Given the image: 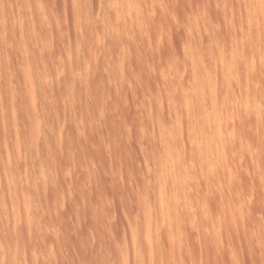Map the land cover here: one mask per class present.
Masks as SVG:
<instances>
[{
  "label": "rangeland",
  "instance_id": "rangeland-1",
  "mask_svg": "<svg viewBox=\"0 0 264 264\" xmlns=\"http://www.w3.org/2000/svg\"><path fill=\"white\" fill-rule=\"evenodd\" d=\"M0 264H264V0H0Z\"/></svg>",
  "mask_w": 264,
  "mask_h": 264
},
{
  "label": "bare ground",
  "instance_id": "bare-ground-1",
  "mask_svg": "<svg viewBox=\"0 0 264 264\" xmlns=\"http://www.w3.org/2000/svg\"><path fill=\"white\" fill-rule=\"evenodd\" d=\"M119 8V7H118ZM121 8V7H120ZM198 39V38H197ZM195 48V47H194ZM196 49V48H195ZM195 55V54H194ZM189 56V55H188ZM237 61V60H236ZM228 71V70H227ZM233 72V71H232ZM234 73H236V72H234ZM227 78V77H226ZM206 79V78H205ZM230 79V78H229ZM227 81H228V79H227ZM229 82V81H228ZM207 84V83H206ZM230 84V83H229ZM229 84H227V85H229ZM196 86V85H195ZM207 88V87H206ZM221 88V87H220ZM203 89V88H202ZM201 90V89H200ZM211 91V90H210ZM209 91V92H210ZM202 92V91H201ZM208 92V93H209ZM198 93V92H197ZM207 93H205V95H206ZM199 95V94H198ZM197 96V95H196ZM214 96V95H213ZM202 97V96H201ZM216 99V98H215ZM216 102V101H215ZM210 104V103H209ZM208 105V104H207ZM216 105V104H215ZM199 106V105H198ZM198 106H197V108H198ZM218 106V105H217ZM210 107V106H209ZM211 107H214V106H211ZM204 110V109H203ZM218 110V109H217ZM213 111V110H212ZM219 111V110H218ZM214 113H215V110H214ZM216 113H218V112H216ZM212 115V114H211ZM207 116V115H206ZM211 118V117H210ZM218 118H216V120H217ZM218 122H219V120H218ZM217 124V123H216ZM218 125V124H217ZM216 125V126H217ZM205 134V133H204ZM202 136V135H201ZM206 140V139H205ZM196 143V142H195ZM196 146V145H195ZM205 146V145H204Z\"/></svg>",
  "mask_w": 264,
  "mask_h": 264
}]
</instances>
